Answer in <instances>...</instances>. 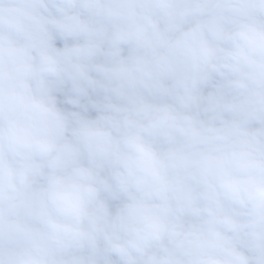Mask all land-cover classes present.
<instances>
[{
  "label": "clouds",
  "instance_id": "obj_1",
  "mask_svg": "<svg viewBox=\"0 0 264 264\" xmlns=\"http://www.w3.org/2000/svg\"><path fill=\"white\" fill-rule=\"evenodd\" d=\"M0 264H264V0H0Z\"/></svg>",
  "mask_w": 264,
  "mask_h": 264
}]
</instances>
